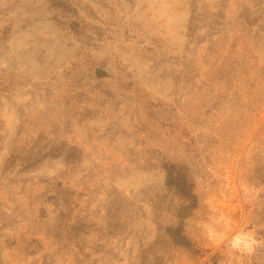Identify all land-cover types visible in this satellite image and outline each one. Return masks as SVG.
<instances>
[{
    "label": "rangeland",
    "instance_id": "obj_1",
    "mask_svg": "<svg viewBox=\"0 0 264 264\" xmlns=\"http://www.w3.org/2000/svg\"><path fill=\"white\" fill-rule=\"evenodd\" d=\"M70 2L0 0V264H264V0ZM165 162L201 257L165 234Z\"/></svg>",
    "mask_w": 264,
    "mask_h": 264
},
{
    "label": "trees",
    "instance_id": "obj_2",
    "mask_svg": "<svg viewBox=\"0 0 264 264\" xmlns=\"http://www.w3.org/2000/svg\"><path fill=\"white\" fill-rule=\"evenodd\" d=\"M50 2L53 7L63 11L76 12L70 0H50ZM68 25L72 31L77 33L82 29L76 20L70 21ZM164 169L166 171V187L183 201L176 212L177 223L167 226L165 234L170 237L175 245L186 248L195 257H201L203 250L198 247L186 231V220L194 214L201 204L197 185L190 179L188 168L183 164L165 162Z\"/></svg>",
    "mask_w": 264,
    "mask_h": 264
},
{
    "label": "clouds",
    "instance_id": "obj_3",
    "mask_svg": "<svg viewBox=\"0 0 264 264\" xmlns=\"http://www.w3.org/2000/svg\"><path fill=\"white\" fill-rule=\"evenodd\" d=\"M180 204H177V208ZM231 224L228 217H221L218 220H213L211 223L204 226V235L207 241L215 244L224 239V229H227ZM227 248L233 254L239 257H250L254 255L259 242L256 240L254 233L247 229L235 231L227 239Z\"/></svg>",
    "mask_w": 264,
    "mask_h": 264
}]
</instances>
